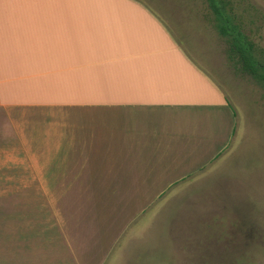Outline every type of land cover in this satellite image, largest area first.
<instances>
[{"label": "crops", "instance_id": "obj_1", "mask_svg": "<svg viewBox=\"0 0 264 264\" xmlns=\"http://www.w3.org/2000/svg\"><path fill=\"white\" fill-rule=\"evenodd\" d=\"M147 0H0V264H103L230 142L234 111Z\"/></svg>", "mask_w": 264, "mask_h": 264}, {"label": "rangeland", "instance_id": "obj_2", "mask_svg": "<svg viewBox=\"0 0 264 264\" xmlns=\"http://www.w3.org/2000/svg\"><path fill=\"white\" fill-rule=\"evenodd\" d=\"M147 1L220 87L235 123L227 146L137 216L103 264H264V85L226 59L205 0ZM238 2L264 53V0Z\"/></svg>", "mask_w": 264, "mask_h": 264}, {"label": "trees", "instance_id": "obj_3", "mask_svg": "<svg viewBox=\"0 0 264 264\" xmlns=\"http://www.w3.org/2000/svg\"><path fill=\"white\" fill-rule=\"evenodd\" d=\"M238 1L205 0L209 13L207 19L226 44V59L232 62L240 72L247 73L256 82L264 85L263 49L248 32L244 31L243 12L247 10L243 6L237 7Z\"/></svg>", "mask_w": 264, "mask_h": 264}]
</instances>
